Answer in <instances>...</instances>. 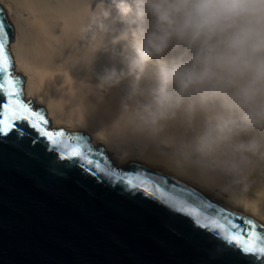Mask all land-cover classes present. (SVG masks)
I'll return each instance as SVG.
<instances>
[{"label": "clouds", "instance_id": "obj_1", "mask_svg": "<svg viewBox=\"0 0 264 264\" xmlns=\"http://www.w3.org/2000/svg\"><path fill=\"white\" fill-rule=\"evenodd\" d=\"M133 2L81 25L90 55L62 59L68 103L118 153L151 144L175 171L225 187L264 175V0ZM100 52L119 64L96 72Z\"/></svg>", "mask_w": 264, "mask_h": 264}, {"label": "water", "instance_id": "obj_2", "mask_svg": "<svg viewBox=\"0 0 264 264\" xmlns=\"http://www.w3.org/2000/svg\"><path fill=\"white\" fill-rule=\"evenodd\" d=\"M0 23L10 38L1 7ZM10 74L18 79L21 88V75L11 70ZM3 102L0 96V103ZM25 103L34 111H41ZM44 114L50 131L86 137L52 126ZM20 129L23 136L18 135ZM94 148L104 151L107 160L119 170H143L153 178H163L170 194L188 200L205 215L244 226V219L196 193L190 195L194 193L190 189L137 165L117 167L101 145ZM256 231L264 234L260 227ZM0 264L262 262L229 249L191 217L143 191L112 185L82 167L78 159H62L57 150H50L46 138L27 123H19L16 130L0 134Z\"/></svg>", "mask_w": 264, "mask_h": 264}, {"label": "bare ground", "instance_id": "obj_3", "mask_svg": "<svg viewBox=\"0 0 264 264\" xmlns=\"http://www.w3.org/2000/svg\"><path fill=\"white\" fill-rule=\"evenodd\" d=\"M100 5L99 0H0L4 18L14 35L9 46L15 62L14 72L26 78L24 102L31 101L35 107H44L52 126L81 132L88 140L90 138L93 147L101 145L117 167L140 166L190 189L202 199L244 220L251 219L258 226L264 225V175L252 174L243 184L225 187L229 179L225 176L211 172L196 175L175 171L164 150L151 144L118 153L110 142L95 134V124L68 103L59 84L63 78L70 87L73 78L71 72L62 66V59L71 56L83 60L90 55L88 42L80 28ZM113 64H119L118 57L100 52L94 70L99 73ZM73 75L80 78L84 73L75 71Z\"/></svg>", "mask_w": 264, "mask_h": 264}, {"label": "snow or ice", "instance_id": "obj_4", "mask_svg": "<svg viewBox=\"0 0 264 264\" xmlns=\"http://www.w3.org/2000/svg\"><path fill=\"white\" fill-rule=\"evenodd\" d=\"M8 34L4 31L3 23H0V134L7 135L18 128L19 123H27L41 137L46 138L50 150H57L62 159H78L81 166L94 172L100 179L107 180L112 185H121L126 190L143 191L145 195L158 200L176 212L191 217L197 225L207 229L218 236L229 249H235L244 255H252L264 264V234L256 231L258 227L251 219L244 221V226L226 223L215 217L205 215L201 210L193 206L188 200L170 194L164 185L167 181L163 178H153L143 170L132 173L124 172L111 165L104 151L95 149L86 137L66 134L64 131L53 132L47 127L48 120L43 111H34L25 103L20 82L10 74L11 61L6 52ZM23 136L22 129L18 132ZM195 196V193H190ZM226 254V253H225Z\"/></svg>", "mask_w": 264, "mask_h": 264}, {"label": "rangeland", "instance_id": "obj_5", "mask_svg": "<svg viewBox=\"0 0 264 264\" xmlns=\"http://www.w3.org/2000/svg\"><path fill=\"white\" fill-rule=\"evenodd\" d=\"M99 2H100L102 5H104L106 8H111V9L113 10V12H115V11L117 10V6L120 5V4H127V5H129V6H133V7H134V2H133V0H99ZM8 26H9V24H8ZM9 27H10V26H9ZM9 32H10V38H9V42H8V44H7V48H8L9 54H10V56H11V58H10V61H11L10 70H11V71H15V62H14V58H13V56H12L10 50H9V46H10V44H11V43L13 42V40H14V35H13V33H12L10 30H9ZM21 75H22V74H21ZM25 86H26V78L22 75V77H21V91H22V93H23V95H22L23 99H25V95H26V94H25ZM25 102H28V103L33 104L31 101H25ZM36 107H38L39 109H41V111L47 113V110H46L44 107H42V106H36ZM47 114H48V113H47ZM51 124H52V122H51ZM76 132H77V131H76ZM78 133H81V132H78ZM89 142L91 143L90 138H89ZM115 164H116V162H115Z\"/></svg>", "mask_w": 264, "mask_h": 264}]
</instances>
